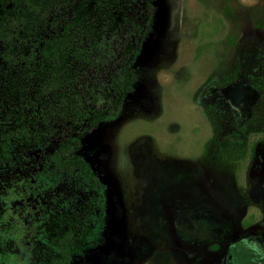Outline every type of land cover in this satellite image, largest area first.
<instances>
[{
  "label": "rangeland",
  "instance_id": "1",
  "mask_svg": "<svg viewBox=\"0 0 264 264\" xmlns=\"http://www.w3.org/2000/svg\"><path fill=\"white\" fill-rule=\"evenodd\" d=\"M123 1L92 47L96 60L103 49H119L131 24L146 16V0ZM153 4L149 32L122 66L134 74L132 90L74 154L95 179L85 176L78 187H66L59 174L46 180L43 153L23 150L18 178L0 184L6 198L22 192L23 215L3 222L0 236L18 242L29 233L37 208L31 190L48 184L62 191L67 209L97 218L68 264H264V0ZM10 6L0 5V16ZM58 15L90 20L94 0H67ZM50 24L20 34L29 39L25 47L42 48L56 34ZM3 64L0 98L10 81ZM96 75L93 85L109 84ZM89 76L84 82L96 79ZM6 255L0 264L22 263Z\"/></svg>",
  "mask_w": 264,
  "mask_h": 264
},
{
  "label": "trees",
  "instance_id": "2",
  "mask_svg": "<svg viewBox=\"0 0 264 264\" xmlns=\"http://www.w3.org/2000/svg\"><path fill=\"white\" fill-rule=\"evenodd\" d=\"M121 2L127 5L123 0H94V16L77 22L58 15L67 0H0V5H11L8 12L0 16L2 72L10 75V81L5 82L9 84L4 92L6 96L0 98L2 186L3 182L8 184L18 178L23 150L43 153L40 166L46 180L51 181L59 174L66 177V187L71 184L78 187L85 176L95 179L85 170L84 161H79L74 154L85 134L109 114L115 100L132 90L134 74L124 71L122 66H129L128 59L136 51L135 44L140 45L149 32L155 11L153 0H146L144 20L131 24L119 49L111 53L103 49L102 55L97 53L96 60L92 47L99 48V37L101 39L108 30L112 12ZM55 11L56 19L53 18ZM47 22L56 29V34L49 32L42 48L31 39L32 44L26 48L25 42L29 39L25 40L20 34L45 26ZM91 22L99 27L98 33L92 29ZM119 27L113 32L119 33ZM98 72L109 84L93 85ZM91 73L96 79L84 82ZM129 76L133 78L128 82ZM50 145L52 149H48ZM58 190L48 184L44 189L32 188L31 200L36 201L37 208L32 210L29 233L18 242L12 237L0 236V259L13 254L19 257L21 264L70 262L72 254L80 250L78 238L83 237L89 224H95L97 218L90 220L60 204L62 191ZM17 196L24 200L22 192ZM19 199L6 198L0 190V229L3 222L12 224L17 213L18 217L23 215L17 210ZM97 203L101 204V195Z\"/></svg>",
  "mask_w": 264,
  "mask_h": 264
},
{
  "label": "water",
  "instance_id": "3",
  "mask_svg": "<svg viewBox=\"0 0 264 264\" xmlns=\"http://www.w3.org/2000/svg\"><path fill=\"white\" fill-rule=\"evenodd\" d=\"M237 245H238V243H237Z\"/></svg>",
  "mask_w": 264,
  "mask_h": 264
},
{
  "label": "flooded vegetation",
  "instance_id": "4",
  "mask_svg": "<svg viewBox=\"0 0 264 264\" xmlns=\"http://www.w3.org/2000/svg\"><path fill=\"white\" fill-rule=\"evenodd\" d=\"M234 263V262H233Z\"/></svg>",
  "mask_w": 264,
  "mask_h": 264
}]
</instances>
